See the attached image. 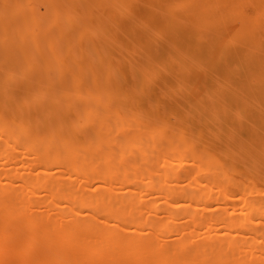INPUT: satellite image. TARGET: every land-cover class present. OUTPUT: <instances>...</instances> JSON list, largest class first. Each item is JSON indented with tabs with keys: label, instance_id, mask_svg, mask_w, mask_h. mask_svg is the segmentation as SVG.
I'll list each match as a JSON object with an SVG mask.
<instances>
[{
	"label": "bare ground",
	"instance_id": "obj_1",
	"mask_svg": "<svg viewBox=\"0 0 264 264\" xmlns=\"http://www.w3.org/2000/svg\"><path fill=\"white\" fill-rule=\"evenodd\" d=\"M0 264H264V0H0Z\"/></svg>",
	"mask_w": 264,
	"mask_h": 264
},
{
	"label": "rangeland",
	"instance_id": "obj_2",
	"mask_svg": "<svg viewBox=\"0 0 264 264\" xmlns=\"http://www.w3.org/2000/svg\"><path fill=\"white\" fill-rule=\"evenodd\" d=\"M136 8H137L136 10H141V9L146 8V5L144 3H138V5H136ZM226 8H227V5L226 4L219 5L218 8L215 10V13H217L219 16H222L223 17L224 16V13L226 12ZM175 14H177V15H182L183 14L184 15V14H186V12L183 11V10H179ZM233 21H234V18L227 17L226 20H224V24L221 27V29L224 30L225 27H226V25L230 24ZM199 22L200 21H198V20L197 21H194V24H198ZM133 24H134L133 16H130L129 15V12H126V14H124L122 17H120L118 19L117 24H115V26H114L115 33L113 35V40L117 37V35L124 34L126 32H129V30H133V33H134L135 36L130 39L131 41H129V43L133 44L134 42H138L139 35L142 34L143 31H145V29H143V28L142 29H133ZM151 25H148L147 28H150ZM216 28L217 27H215V26H211L210 28H208L207 30H205V32H203L205 38L202 36L203 34L201 35V37H199L198 35H196V37L194 38L195 48L196 49L197 48H199V49L202 48L203 49V47H206L207 46V47H211V48L214 49L215 46H209L208 45V39L206 37L207 36L209 37L211 31L214 30V29H216ZM161 42H162V40H160L159 42H156L155 45H157V44H159ZM176 42L180 46L182 45V42H179V41H176ZM183 46L185 47L186 50H189V51L192 50V46H190V45L183 44ZM225 46H226L227 49H230V48H233L235 46V43L225 44ZM108 52L110 54H112L113 51L110 48L108 50ZM154 53L155 54H153L150 57H148L149 58L148 61H151V63H155V61L160 58L159 51L156 48L154 49ZM262 53H263V49H258V50H253L252 51V55H254L253 57H257V56H259ZM145 56H146V54L144 52H141V53H139L137 55V59H139V61H142V59H144ZM226 62L230 63V62H232V59H229V60H226V61H222L220 64H216V65L213 64V57L210 56V60H209L210 66H214V67L216 66L218 68L220 66L221 67L225 66V63ZM245 63H248V64L252 63V59L248 58ZM174 67H175V64L174 63H169L168 66H167V69L168 70H171V68L173 69ZM235 71H238V70H235ZM163 77L167 78L168 77V74L167 73H161L159 75V78H163Z\"/></svg>",
	"mask_w": 264,
	"mask_h": 264
}]
</instances>
